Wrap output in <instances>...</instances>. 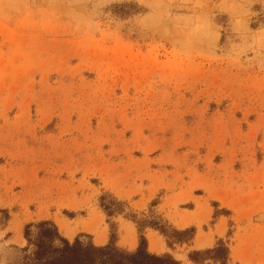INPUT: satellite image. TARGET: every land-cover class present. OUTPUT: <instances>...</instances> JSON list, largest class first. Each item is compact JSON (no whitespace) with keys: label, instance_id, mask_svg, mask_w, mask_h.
<instances>
[{"label":"rangeland","instance_id":"rangeland-1","mask_svg":"<svg viewBox=\"0 0 264 264\" xmlns=\"http://www.w3.org/2000/svg\"><path fill=\"white\" fill-rule=\"evenodd\" d=\"M44 221L264 264V0H0V264Z\"/></svg>","mask_w":264,"mask_h":264},{"label":"trees","instance_id":"trees-1","mask_svg":"<svg viewBox=\"0 0 264 264\" xmlns=\"http://www.w3.org/2000/svg\"><path fill=\"white\" fill-rule=\"evenodd\" d=\"M31 228L36 232L30 236ZM190 231H174L177 236H185ZM24 236L28 247L23 249V258L20 264H180L171 255L161 256L150 254L147 251L146 241L140 236L139 245L134 252H127L116 247L113 243L105 246H95L91 243H82L75 240L70 243L61 237L54 224L49 221L36 225H27ZM167 238V245L170 247ZM189 240V239H188ZM224 251L223 260L226 258V248L219 246L207 250L203 254H218ZM193 254H199L194 252ZM191 260V256L189 257Z\"/></svg>","mask_w":264,"mask_h":264},{"label":"crops","instance_id":"crops-1","mask_svg":"<svg viewBox=\"0 0 264 264\" xmlns=\"http://www.w3.org/2000/svg\"><path fill=\"white\" fill-rule=\"evenodd\" d=\"M187 211V213H189V210H186ZM187 215V214H186ZM189 227V225H185V226H182L181 227V229H184V228H188ZM70 231V233H72V236H73V232L71 231V230H69ZM102 236V233L101 234H99V235H97V237H95V240L98 238V237H101ZM98 245H101V244H98Z\"/></svg>","mask_w":264,"mask_h":264},{"label":"bare ground","instance_id":"bare-ground-1","mask_svg":"<svg viewBox=\"0 0 264 264\" xmlns=\"http://www.w3.org/2000/svg\"><path fill=\"white\" fill-rule=\"evenodd\" d=\"M97 244H101L104 242V238L100 239L99 237L95 240ZM158 249V248H157ZM158 251V250H157Z\"/></svg>","mask_w":264,"mask_h":264}]
</instances>
